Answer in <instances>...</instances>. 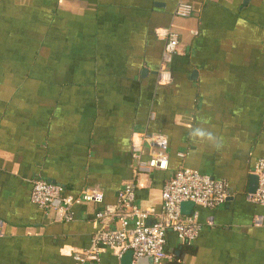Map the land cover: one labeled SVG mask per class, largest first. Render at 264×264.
<instances>
[{
  "label": "crops",
  "instance_id": "obj_1",
  "mask_svg": "<svg viewBox=\"0 0 264 264\" xmlns=\"http://www.w3.org/2000/svg\"><path fill=\"white\" fill-rule=\"evenodd\" d=\"M181 4L188 17L175 15ZM158 29L177 35L169 61ZM140 134L164 137L166 170L136 171ZM260 158L264 0H0V264H73L126 184L159 213L179 168L224 181L228 198L189 212L199 235L169 233L164 264H264V206L247 198ZM35 179L75 197L96 187L103 200L78 198L64 221L31 203ZM122 257L100 248V264Z\"/></svg>",
  "mask_w": 264,
  "mask_h": 264
},
{
  "label": "built area",
  "instance_id": "obj_2",
  "mask_svg": "<svg viewBox=\"0 0 264 264\" xmlns=\"http://www.w3.org/2000/svg\"><path fill=\"white\" fill-rule=\"evenodd\" d=\"M191 7L181 4L175 15L188 17ZM157 38L165 42L164 54L166 61L173 55L180 54L177 35L170 29H158ZM163 70V71H162ZM160 81L169 82V77L162 68ZM146 143L153 147L149 150L150 159L140 162L142 145ZM167 142L160 135L140 134L132 142L133 159L136 161V171L151 169L166 170L168 157L164 150ZM253 174L257 178V188L248 195L251 203L264 206V158L256 161ZM133 184H126L119 192L114 204L105 205L96 213L97 230L91 238V245L84 251L72 255L73 264H100V248L108 249L120 259L131 251L132 257L151 259L152 264H164L173 258L166 249L167 235L174 233L183 243L194 242L201 230L198 213L182 214L181 205L191 202L197 207L214 210L224 205L228 198V188L224 181L209 175L201 174L188 168H179L165 181L161 193V210L142 209L135 203L136 194ZM102 202L103 194L96 187L83 189L78 197L65 193L62 186L47 183L40 179L32 182L30 201L40 209L53 208L58 219L70 221L71 207L78 201ZM54 203H58L56 208ZM259 224L260 219H255ZM210 225V223H209Z\"/></svg>",
  "mask_w": 264,
  "mask_h": 264
},
{
  "label": "water",
  "instance_id": "obj_3",
  "mask_svg": "<svg viewBox=\"0 0 264 264\" xmlns=\"http://www.w3.org/2000/svg\"><path fill=\"white\" fill-rule=\"evenodd\" d=\"M256 188H257V178H256V176H253V177H251V184H250V188H249L248 192L254 193ZM194 207H195V205L191 202L183 203L181 205V212H182V214H189V212L192 211ZM144 259H148V258H144ZM144 259H138V260H136V262L144 260ZM122 260H124V261L126 260L127 264H129L132 261V252L131 251L126 252L122 257ZM148 260L151 261V259H148ZM151 263H152V261H151Z\"/></svg>",
  "mask_w": 264,
  "mask_h": 264
}]
</instances>
